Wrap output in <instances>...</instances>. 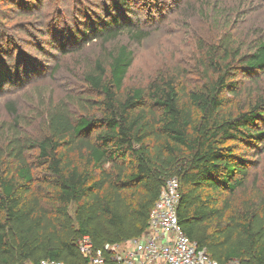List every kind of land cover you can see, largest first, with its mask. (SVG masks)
<instances>
[{"label": "trees", "instance_id": "16d2710c", "mask_svg": "<svg viewBox=\"0 0 264 264\" xmlns=\"http://www.w3.org/2000/svg\"><path fill=\"white\" fill-rule=\"evenodd\" d=\"M108 1L117 10L130 2ZM113 8H103L109 22L97 16L70 36L82 42L108 41L122 30L136 41L146 36L131 29L123 13L111 14ZM46 29L48 36L62 30ZM11 44L3 48L6 57ZM204 54L197 87L188 90L160 74L126 90L133 53L116 46L84 74L97 95L90 100L94 113L74 118L55 108L34 142L0 144V264H88L78 240L88 237L98 250L139 237L164 183L174 177L186 236L218 264H264V198L244 195L249 161L240 151L263 137L264 93L245 108L228 107V96L241 89L238 73H264V41L247 53L221 41ZM29 149L35 162L25 157ZM38 176L44 186L36 184Z\"/></svg>", "mask_w": 264, "mask_h": 264}, {"label": "rangeland", "instance_id": "374dc122", "mask_svg": "<svg viewBox=\"0 0 264 264\" xmlns=\"http://www.w3.org/2000/svg\"><path fill=\"white\" fill-rule=\"evenodd\" d=\"M34 4H28V0H0L2 145L14 138L20 143L34 142L44 130L48 113L55 108L65 109L74 118L94 113L90 100L97 99V95L87 85L84 74L97 57L121 44L133 53L124 79L126 90L145 86L160 74L173 75L190 90L201 84L204 53L210 45L223 41L247 53L258 41H264V0H130L118 10L108 0H41ZM104 7L113 8L111 14L123 13L131 29H140L146 36L136 41L126 30L108 41L99 36L82 42L70 36L97 16L109 22L111 17L105 18L108 12ZM48 22L62 30L48 36ZM9 44L13 48L6 57L3 48ZM1 57L8 58V62L1 63ZM5 70L9 74L2 73ZM235 79L241 89L236 96H228L229 108H245L257 93H264L263 72L251 77L238 73ZM258 125L263 129V122ZM262 136L247 146L248 151L245 147L240 150L246 152L249 161L246 196L264 198ZM35 156V149L25 151L30 162H35ZM36 184L45 185L39 176ZM236 195L241 198L242 193Z\"/></svg>", "mask_w": 264, "mask_h": 264}, {"label": "built area", "instance_id": "2783aa9c", "mask_svg": "<svg viewBox=\"0 0 264 264\" xmlns=\"http://www.w3.org/2000/svg\"><path fill=\"white\" fill-rule=\"evenodd\" d=\"M180 196L178 179L166 180L149 211L148 226L139 237L105 244L98 250L92 248L88 237H82L78 240L81 254L88 264H218L182 231L176 214ZM39 264L65 263L43 259Z\"/></svg>", "mask_w": 264, "mask_h": 264}]
</instances>
